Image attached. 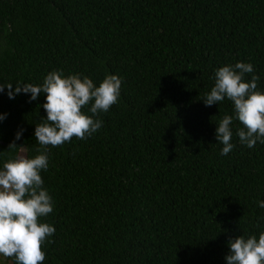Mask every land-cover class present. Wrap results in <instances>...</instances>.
Returning a JSON list of instances; mask_svg holds the SVG:
<instances>
[{
    "label": "trees",
    "instance_id": "trees-1",
    "mask_svg": "<svg viewBox=\"0 0 264 264\" xmlns=\"http://www.w3.org/2000/svg\"><path fill=\"white\" fill-rule=\"evenodd\" d=\"M237 62L264 92V0H0V84L39 86L52 71L122 79L103 126L48 153L43 264H226L230 239H258L264 144H241L234 120L221 155L216 128L234 105L203 102L215 71ZM29 101L0 93V167L20 155L8 151L20 130L17 147L39 154L45 94Z\"/></svg>",
    "mask_w": 264,
    "mask_h": 264
},
{
    "label": "clouds",
    "instance_id": "clouds-1",
    "mask_svg": "<svg viewBox=\"0 0 264 264\" xmlns=\"http://www.w3.org/2000/svg\"><path fill=\"white\" fill-rule=\"evenodd\" d=\"M251 63L237 62L220 67L215 71L214 86L206 93L205 106L219 105L227 98L234 105V115H225L216 128V140L223 145L221 155H228L234 145L231 143L233 121L239 122L236 135L241 144L253 148L257 142L264 144V92L258 89L257 75ZM0 84V93L8 89L10 99L21 93L30 94L35 101L45 94L42 105L46 119L35 126V141L39 145L34 158L18 155L8 159L0 167V256L10 258L14 264H43L46 254L43 246L51 243L55 228L41 222L54 211V201L43 187L42 171L49 167L48 153L51 148L61 147L73 138L86 140L96 133L103 121L97 119L100 113H107L118 103L122 79L107 75L96 86L92 79L79 74L64 76L62 71H52L44 78L42 85ZM90 106V107H89ZM88 108L91 115L86 114ZM6 116L0 115V121ZM23 130L16 133L8 151L18 149L16 142ZM264 208V201H257ZM229 254L226 264H264V232L256 236H239L228 241Z\"/></svg>",
    "mask_w": 264,
    "mask_h": 264
},
{
    "label": "rangeland",
    "instance_id": "rangeland-1",
    "mask_svg": "<svg viewBox=\"0 0 264 264\" xmlns=\"http://www.w3.org/2000/svg\"><path fill=\"white\" fill-rule=\"evenodd\" d=\"M20 155H24L25 156V153H24V151H20ZM0 263L1 264H10L8 261H5L3 258H0Z\"/></svg>",
    "mask_w": 264,
    "mask_h": 264
},
{
    "label": "water",
    "instance_id": "water-1",
    "mask_svg": "<svg viewBox=\"0 0 264 264\" xmlns=\"http://www.w3.org/2000/svg\"><path fill=\"white\" fill-rule=\"evenodd\" d=\"M0 145H1V146H4V145H5V143H3V142H1V141H0Z\"/></svg>",
    "mask_w": 264,
    "mask_h": 264
}]
</instances>
